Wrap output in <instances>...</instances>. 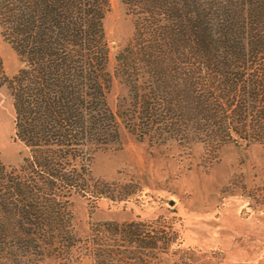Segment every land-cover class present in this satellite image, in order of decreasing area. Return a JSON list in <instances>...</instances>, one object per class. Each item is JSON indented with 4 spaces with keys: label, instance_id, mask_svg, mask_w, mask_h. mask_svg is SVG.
Wrapping results in <instances>:
<instances>
[{
    "label": "trees",
    "instance_id": "16d2710c",
    "mask_svg": "<svg viewBox=\"0 0 264 264\" xmlns=\"http://www.w3.org/2000/svg\"><path fill=\"white\" fill-rule=\"evenodd\" d=\"M120 2L133 30L110 64L108 0H0V36L18 62L10 76L0 62V86L22 146L15 166L0 161L1 264L70 255L71 196L111 198L89 163L120 146V123L152 146L200 144L206 157L227 143L264 147V0ZM114 81L125 89L116 110ZM113 229L137 237L136 222ZM104 246L91 244L96 264H108Z\"/></svg>",
    "mask_w": 264,
    "mask_h": 264
},
{
    "label": "rangeland",
    "instance_id": "374dc122",
    "mask_svg": "<svg viewBox=\"0 0 264 264\" xmlns=\"http://www.w3.org/2000/svg\"><path fill=\"white\" fill-rule=\"evenodd\" d=\"M103 26L112 64L114 51L133 30L132 16L120 0H108ZM0 62L6 76L18 65L1 36ZM124 93L114 81L108 96L112 110ZM119 138V147L97 151L89 163L92 184L111 198L88 191L71 196L70 255L22 263L10 258L9 263L96 264L91 244L103 243L111 255L108 264H264L263 146L227 143L206 157L200 144L152 146L123 123ZM21 153L13 137L11 97L0 86V161L15 166ZM130 221L137 223V237L116 235L114 224Z\"/></svg>",
    "mask_w": 264,
    "mask_h": 264
}]
</instances>
